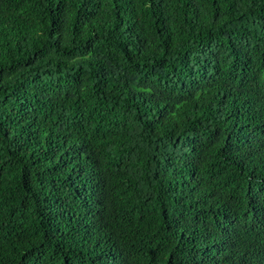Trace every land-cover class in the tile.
<instances>
[{"label":"trees","instance_id":"obj_1","mask_svg":"<svg viewBox=\"0 0 264 264\" xmlns=\"http://www.w3.org/2000/svg\"><path fill=\"white\" fill-rule=\"evenodd\" d=\"M0 264H264V0H0Z\"/></svg>","mask_w":264,"mask_h":264}]
</instances>
